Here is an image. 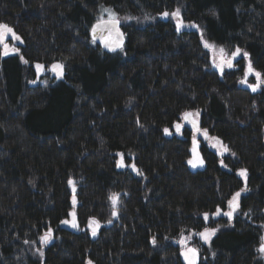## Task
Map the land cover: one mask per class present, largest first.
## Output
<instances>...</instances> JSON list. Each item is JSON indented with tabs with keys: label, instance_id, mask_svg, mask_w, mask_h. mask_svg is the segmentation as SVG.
I'll list each match as a JSON object with an SVG mask.
<instances>
[{
	"label": "trees",
	"instance_id": "16d2710c",
	"mask_svg": "<svg viewBox=\"0 0 264 264\" xmlns=\"http://www.w3.org/2000/svg\"><path fill=\"white\" fill-rule=\"evenodd\" d=\"M104 9L122 18L116 53L91 36ZM177 9L197 30L177 31ZM0 24L20 37L0 44V264H186L190 235L198 264H264V85L202 42L264 78V0H0ZM185 112L228 149L202 140V170Z\"/></svg>",
	"mask_w": 264,
	"mask_h": 264
},
{
	"label": "snow or ice",
	"instance_id": "6c2138e0",
	"mask_svg": "<svg viewBox=\"0 0 264 264\" xmlns=\"http://www.w3.org/2000/svg\"><path fill=\"white\" fill-rule=\"evenodd\" d=\"M105 12H108L109 13V16H110V22L114 25L115 23H117V21L115 20V13H113L110 9H104ZM163 16L167 17L169 16V13L168 12H164L162 13ZM171 16L177 18V24H176V28H177V31L180 30V28L183 26V21L182 19L180 18V11L179 9H177L175 12L171 13ZM97 27L98 26H94L93 27V33L95 34L96 31H97ZM11 36V38L13 39H16V40H20V37L17 36L15 34V32L13 31V29L11 27H9L8 25L6 24H0V44H3L4 45V55H8V44L6 43V40L8 39V37ZM117 47H119L120 45L117 44L116 45ZM106 47H110L109 45L106 44ZM205 47H208V48H214V45H211L209 44L207 41H205ZM15 51H18V49H14ZM110 50L112 51H115V47H110ZM220 52L221 54L224 53V50L221 48L220 49ZM240 52V49H236L235 52L232 53V56L235 57L236 55H238ZM245 56L247 55V53L244 54ZM21 59H23V57H21ZM223 58H222V63L220 65H217L218 67H220L221 71H223ZM227 64H228V67H232V64H231V61H226ZM25 63H27V61H25ZM36 68H37V71L40 72L41 70H43L44 68V65H41V64H37L36 65ZM53 73H55L57 75V77L61 76L63 74V65L62 64H53L51 66V69H50ZM254 70L252 69V66L251 64H249L248 66V71L245 72V78L244 80L241 81V83H247V77L250 73H253ZM255 76H256V83L255 84H249L248 86L253 90V91H256L258 87H260L261 84H264V78L261 77V74L259 72H255ZM193 115H198V113L196 114H193V113H189V112H185L183 114L184 118L187 119L189 117H192ZM192 124H193V127H196V123H195V120H192ZM180 127L181 125L180 124H177L176 125V129L177 131L180 130ZM197 131H199V129L197 128ZM165 132L167 133L168 132V129H165ZM204 135L207 136V130H204ZM213 139H216V138H213ZM219 143V141H218ZM224 148V151H227V146H223ZM193 151L195 152V149H193ZM189 164L192 165V167H197L198 165H203V160L200 159L199 157H196L195 159H192V160H189L188 161ZM118 166H123V160H121L119 163H118ZM131 167H133V169H135V165H131ZM240 175L241 176H245L246 177V170H241L240 171ZM70 184H72L73 182L70 180L69 181ZM240 192H236L232 199H230L228 201V207L229 209H231L230 211H226L224 212L223 214L225 216H228L229 219L232 218V215H233V211L236 210V208L238 207V198L240 196ZM110 199L112 200V204H113V215H116V212H115V206L118 202V194H113ZM216 214L219 215L220 214V209L217 208V211H216ZM205 219L208 218V214L205 213ZM62 223H65L67 224L68 221H62ZM93 224H96L97 227H99V222L98 221H95L93 220L92 221ZM73 227H77V225L75 223L72 224ZM217 231V229H205V232L203 233H200L201 237L204 239V240H208L210 238L211 235H214L215 232ZM92 234L95 235L96 234V229L93 228L92 229ZM41 241L44 242V243H47L48 241H50L52 239V230L49 229L48 232H46L41 238ZM190 253H191V257L189 258L188 256V253H185V258L188 259V264H195V260H196V254H197V250L195 249H189L188 250ZM259 251L264 253V237L261 238V244H260V248H259ZM41 255H43V253H41Z\"/></svg>",
	"mask_w": 264,
	"mask_h": 264
},
{
	"label": "rangeland",
	"instance_id": "374dc122",
	"mask_svg": "<svg viewBox=\"0 0 264 264\" xmlns=\"http://www.w3.org/2000/svg\"><path fill=\"white\" fill-rule=\"evenodd\" d=\"M108 18H110V16H109V13H108V16L106 17V18H104V19H108ZM115 18H118V19H120L121 21H122V18L121 17H119V16H117V15H115ZM173 22H175V23H177V18H175V17H173V16H171L170 15V17H169ZM180 18L184 21V19L182 18V16L180 15ZM185 22V21H184ZM185 23H188V24H190V25H192L191 23H189V22H185ZM200 34H201V30L199 29V31H198ZM205 41H207L209 44H211V45H214V48H208V49H210V51L212 52V55H213V57H214V62H215V64L216 65H220V61H219V58L220 57H227L228 59H230V58H232L233 56H232V53L231 52H227L223 47H221V46H218V45H216L215 43H213V42H211V41H209L208 39H207V37H203L202 36V42H203V44L205 45ZM223 49L224 50V53L223 54H221V52H220V49ZM14 49H16L15 47H14V45H10L9 46V53H16V52H18V51H15ZM235 52V51H234ZM246 52H244V51H241L240 52V56H241V58L244 60V76H243V80H244V78H245V72L246 71H248V66H249V64H251V66H252V62H251V59H250V57H249V55L247 54L246 56L244 55ZM226 58V59H227ZM227 59V60H228ZM224 65H226V66H228L227 64H224ZM225 66V67H226ZM241 67V66H240ZM252 69L254 70V72L253 73H250L249 75H248V77H247V83H241L243 86H246V87H249L248 85L251 83L250 81H252V80H255L256 81V76H255V69L253 68V66H252ZM257 82V81H256ZM262 85H264V84H262ZM250 88V87H249ZM169 133V132H168ZM198 133L199 132H193V138H192V146H191V157H190V159L189 160H192V159H195L196 157H199L200 159H202L203 160V165L201 166V165H198L197 167H192V165L191 164H189V167H190V169H192V170H202V169H204L205 168V159H204V157H203V155H202V152H201V146H202V139L200 138V137H198ZM207 143L210 145V146H212L217 152H220V151H222L223 150V148H221V146L217 143V141H215V140H213L212 138L211 139H209V141H207ZM193 149H195V152L193 151ZM241 171V170H240ZM240 171L238 172V174L240 175ZM244 177V176H243ZM193 239V236H184V237H182V239H181V241H180V245H181V247H182V250H181V254H182V258L184 259V261L186 262V264H188V259H186L185 258V253H188V256H189V258L191 257V253L188 251L189 249H195V250H197V254H196V260H195V264H198L199 263V260H200V254H199V250H198V248L197 247H195V245H193V244H191V240ZM90 264H92V262H90Z\"/></svg>",
	"mask_w": 264,
	"mask_h": 264
},
{
	"label": "water",
	"instance_id": "95a60500",
	"mask_svg": "<svg viewBox=\"0 0 264 264\" xmlns=\"http://www.w3.org/2000/svg\"><path fill=\"white\" fill-rule=\"evenodd\" d=\"M165 18H167V17H165ZM115 20L117 21V23H115L114 25L110 22V18L102 19V20L97 21L93 25V27L94 26H98L97 27V31H96L95 34L93 33V27L91 29L92 39L102 49H104L108 53H116V52L122 50L124 48L125 44H126V41H127L126 34H125V32L123 30V27H122V21L120 19H118V18H115ZM190 29L191 30H197V25H190V24L185 23L183 21V26L180 28L179 31H181V32H189ZM12 39L13 38H11V36H9L6 41H9V40H12ZM106 44L109 45L110 47H115V51L110 50V47H106ZM117 44H119L120 46L117 47L116 46ZM240 52H239L238 55H236L235 57H232V58H230L228 60L225 57H220L219 58L220 64L222 63V58H223V61H224L223 65L225 64L226 61H231L232 66H234V64L237 63L241 59ZM212 60L214 61V57L212 58ZM189 113H193V112H189ZM192 120H195L196 127H193ZM183 124L185 126L189 127L191 131L199 132L198 133V137H200L203 141H207L209 139L208 133H207V136H205L204 135V131H201L200 122L196 118L195 115H193L192 117H189L187 119L184 118V123ZM182 126L183 125H181V127ZM197 128L199 129V131H197Z\"/></svg>",
	"mask_w": 264,
	"mask_h": 264
},
{
	"label": "flooded vegetation",
	"instance_id": "af4514ba",
	"mask_svg": "<svg viewBox=\"0 0 264 264\" xmlns=\"http://www.w3.org/2000/svg\"><path fill=\"white\" fill-rule=\"evenodd\" d=\"M225 58H227V57H225ZM228 59V58H227ZM225 64H227L226 62H225ZM226 66V65H225ZM227 67V66H226Z\"/></svg>",
	"mask_w": 264,
	"mask_h": 264
}]
</instances>
